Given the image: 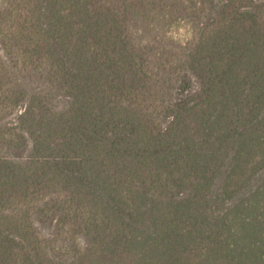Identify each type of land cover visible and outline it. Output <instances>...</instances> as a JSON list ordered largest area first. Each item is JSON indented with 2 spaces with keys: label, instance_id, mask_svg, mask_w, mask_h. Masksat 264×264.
Listing matches in <instances>:
<instances>
[{
  "label": "trees",
  "instance_id": "1",
  "mask_svg": "<svg viewBox=\"0 0 264 264\" xmlns=\"http://www.w3.org/2000/svg\"><path fill=\"white\" fill-rule=\"evenodd\" d=\"M262 170L264 0H0V264H264Z\"/></svg>",
  "mask_w": 264,
  "mask_h": 264
},
{
  "label": "rangeland",
  "instance_id": "2",
  "mask_svg": "<svg viewBox=\"0 0 264 264\" xmlns=\"http://www.w3.org/2000/svg\"><path fill=\"white\" fill-rule=\"evenodd\" d=\"M172 35H173L175 40H177L179 42H183L189 37V27L185 26V25L178 26L172 31ZM263 177H264V170L260 171L257 175H255L251 179L249 184L238 195H236L231 200V202L237 201L241 197H243V196L247 195L248 193H250L253 189H255L258 186V184L261 182ZM222 180H223V174H221L217 178V180L215 182V185H214V189L215 190L219 188Z\"/></svg>",
  "mask_w": 264,
  "mask_h": 264
}]
</instances>
